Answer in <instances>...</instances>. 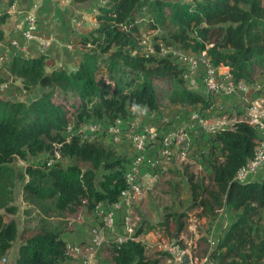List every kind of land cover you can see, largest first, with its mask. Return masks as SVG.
Here are the masks:
<instances>
[{"label": "trees", "instance_id": "obj_1", "mask_svg": "<svg viewBox=\"0 0 264 264\" xmlns=\"http://www.w3.org/2000/svg\"><path fill=\"white\" fill-rule=\"evenodd\" d=\"M107 6L101 7L99 24L89 33L92 39L85 40L107 52L109 79L98 77L99 56L94 52L83 53L82 60L70 71L46 72L44 55L12 56L7 70L20 79L24 88L50 87L73 102L70 110L64 102L57 101L51 90L30 103L0 98V198L11 176L8 164L16 157L52 153L53 143L62 142V130L68 124L76 127L90 119L111 120L128 114L129 108L136 105L157 109L156 80L170 82L169 103L207 107L210 103L201 93L185 86L178 65L169 56L159 55V42L193 52L205 50L212 64L229 68L235 81L251 83L264 73L262 0H107ZM138 15H145L146 27L158 32L154 54L140 51L139 28L144 22L136 21ZM1 68L0 88L4 82ZM217 139L225 157L213 165V188L207 189L203 180H193L191 176V200L203 210L225 202L239 212L218 243V249L225 250L222 259L244 260L252 253L264 256V243L255 244L250 236L251 223L264 210V180L247 184L232 181L238 167L252 155L256 133L239 123L235 131L220 133ZM59 149L70 158L65 167L26 168V198L46 216L80 204L84 198L89 208L100 201H116L125 188V153L101 142H80L76 137L62 143ZM17 236L16 222L5 220L0 213V255ZM66 243L60 231L41 219L35 232L19 244L14 264H62L68 259ZM144 248L140 242L121 244L113 249V264H159V259L145 256Z\"/></svg>", "mask_w": 264, "mask_h": 264}, {"label": "built area", "instance_id": "obj_2", "mask_svg": "<svg viewBox=\"0 0 264 264\" xmlns=\"http://www.w3.org/2000/svg\"><path fill=\"white\" fill-rule=\"evenodd\" d=\"M35 11L32 8L17 14L14 12V36L7 41L0 38V50L7 47L11 56L28 58L31 56L28 44L35 40H38L36 50L39 54H44L52 41L58 47L64 45L54 37L38 39L40 21ZM65 46L70 48L69 44ZM171 46L159 42V55L170 57L168 49ZM183 52L189 57L183 60L185 68H182L180 76L188 89L201 93L211 102L207 107L174 103L172 105L177 108V114L173 121L169 116L161 119V115L155 112L156 109L136 105L129 108L128 114L111 120L90 119L76 127L68 124L62 130V142L53 143V155L49 156L45 167L51 166L52 161H58L60 146L62 143H69L72 137L80 142H101L105 146L121 150L128 158L123 173L125 188L120 191L116 201L109 204L100 201L93 205L91 211L94 224L89 238L84 243L67 242L66 261H72V264H98L99 253L104 246L114 249L127 241L143 244V235L137 234L135 229V202L158 180L160 171H165L175 159L190 162L188 157H196V170H199V174H208L212 180L213 165L222 162L225 157L217 136L235 131L239 123L253 128L257 141L252 155L238 167L232 181L247 184L257 181L261 173L264 174V101L261 88H256L258 91L251 94V83L235 81L229 68L212 64L205 50L192 52L183 49ZM3 58L4 55L0 53V62L4 61ZM238 103L246 105L243 109H238L240 115H237L233 107ZM81 204L86 207L87 199H82ZM222 205L217 209L213 220L223 222L222 232L218 236L212 230L205 233L211 246L216 245L229 226L225 214L228 206L225 202ZM189 230L193 233L199 231L192 225H189ZM178 240L184 242V236L180 234ZM185 244L184 248L178 241L169 245L167 250L170 257L166 264H209L208 256L196 255L197 243Z\"/></svg>", "mask_w": 264, "mask_h": 264}, {"label": "rangeland", "instance_id": "obj_3", "mask_svg": "<svg viewBox=\"0 0 264 264\" xmlns=\"http://www.w3.org/2000/svg\"><path fill=\"white\" fill-rule=\"evenodd\" d=\"M38 1L41 2V0H0V38L3 39V34L5 33L1 27L3 26L7 30L10 27V24H13L14 12L17 14L19 11H26L32 8L36 10L35 5ZM262 1L264 4V0ZM48 3V5L52 6L53 11L56 9V5H59L61 10L64 9V12L69 11V15L71 14L70 17L72 18L75 28L79 29L76 33L79 34L85 32L83 35L79 34L80 37H78L77 42L82 45L85 52H94L95 54H98L100 69L98 70L97 75L98 77L109 79V73L106 70V61L108 58L107 52H101L97 47V44H92L91 41L86 42L85 40L87 38H89V40L92 39L89 36V33L98 26L99 23L97 17L102 13L101 7H108L107 0H48ZM45 5L47 6V4ZM72 6L73 8H71ZM35 12H37V10ZM142 13H144L143 10ZM37 15L41 24L43 19L40 18L38 13ZM141 16L142 15H138L136 17L137 22H144L139 28L141 39L140 51L152 52L154 54V37L158 32L149 30L145 25L146 16ZM54 19L56 20L58 18L56 17ZM94 22L96 23V26H91L90 28V24ZM88 28H90V30L87 31ZM168 50L170 51L169 55L171 60L176 63L181 70L182 68H185L183 60L185 61L189 57L185 54L186 51L183 52V48L175 44H173ZM42 55H44L45 58H50L48 51ZM54 68L59 69L60 67L53 63L50 64L45 62L46 72H49ZM1 69L4 78V82L0 88V98L2 100L30 103L38 98L43 92L51 90L50 87L40 85H33L30 88H24L20 79L13 77L6 71V69ZM256 79L257 77L253 82H255ZM170 86L169 81H155L159 103L156 109L157 111L155 112L161 115V119H163L164 116H169L174 121V116L177 114V108L169 103L167 98ZM256 87V85H252L253 89H256ZM51 91L55 92L54 97L57 101L64 102L71 110L70 107L73 99L68 97L64 98V94L59 93L56 89ZM209 103L211 104V102ZM245 106L246 105H242V103H238L233 106L234 111L238 113L237 115H240L238 109H243ZM196 152L197 151H194V153ZM52 155V153L49 155L47 153L39 154L26 159L16 157L8 164V167L11 170V176L3 186V196L0 198V213L4 216L5 220L13 219L16 222L18 236L12 243L11 247L6 250L4 254L0 255V264L15 263L19 244L35 232L41 219L49 222L53 229L60 231L61 236L65 237L68 243H84L89 238L90 229L94 224V219L92 217L91 208H89L88 205L85 207L80 203L61 211L53 213L49 212V216H46L37 205L33 204L28 198H26L23 186L29 180V176L26 174V168L28 166L31 165L45 170L44 168L50 169L55 166L65 167L70 161L69 156L65 154L63 155L61 152L62 156L59 154L60 157L57 162L52 161L51 166L45 167L44 163H47V160L50 159L49 156ZM188 159L190 162H183L179 159H175L170 168L165 171H160L161 173L158 180L147 189L143 196L133 205V218L136 221L135 229L137 234L143 235V245L145 247L144 254L146 257L159 259V264H166L167 258L170 257L167 248H169V245L173 242L178 241L182 248L186 246L182 240L178 239L181 233L189 238V235H187V233L191 232V230H189V225L198 228V230L207 227L209 221L214 220L216 217L217 209L223 206L215 205L212 209L203 210L201 207L193 204L188 183L189 178L193 176V180H203V186L207 187V189H212L213 183L208 174H199V170H196L198 166V160L196 157L192 156L188 157ZM82 167L86 168L87 165L82 164ZM96 174L99 178L101 170H98ZM263 180L264 174H261L257 181L259 182ZM238 213V211L232 210V208H225L228 224H231L236 219ZM180 224H182L181 230L179 229ZM220 227L221 231L219 230V233L222 232V224H220ZM199 235L200 237L198 238V241L200 243H198V251L196 252V255L198 257L208 256L209 264H264V256L253 253L251 257H245L244 260L240 258H234V260L231 258L222 259L221 256L225 250L218 249V243L221 239L216 245L211 246L207 242V234ZM250 236L254 239L255 244L261 242L264 243V210H262L259 216L255 217L251 223ZM191 237L193 239V235ZM67 264H72V261H67ZM98 264H113L112 247L104 246L102 248L99 253Z\"/></svg>", "mask_w": 264, "mask_h": 264}, {"label": "crops", "instance_id": "obj_4", "mask_svg": "<svg viewBox=\"0 0 264 264\" xmlns=\"http://www.w3.org/2000/svg\"><path fill=\"white\" fill-rule=\"evenodd\" d=\"M38 2L35 5V7L40 18L43 19V22L40 24L38 39L46 40L51 37H54L57 41L64 44L63 46L58 47L56 42L52 41V44L49 45V47H47L46 49V52L48 51V55L50 56V58H45V62L50 64L53 63L54 65L59 66L60 67L59 69H64L66 71L73 70L82 60V55L85 52V49H83L82 45L77 42L78 37H80L79 34L83 35L85 32L79 34L76 33L77 30L79 29L75 28L74 23L72 22V18L70 17L71 14L69 15V11L64 12V9L61 10L59 5H56V9L53 11L52 6L48 5L49 4L48 0L46 1L41 0V2L40 1ZM45 4H47V6ZM71 8H73V6ZM56 17L58 19L55 20L54 18ZM91 26L95 27L96 23L94 22L90 24L89 27L91 28ZM1 28L5 31V33L3 34L5 41H7L8 39L14 36L12 24H10V27L7 30L3 26ZM90 28H88L87 31L90 30ZM66 44H69L70 48H67L65 46ZM37 46H38V40H35L34 42L28 44V48L31 53L30 57H36L38 55H42L37 52L36 50ZM0 53L4 55L3 58L4 61L0 62L1 67L6 69V71L8 72L7 67L9 66L12 56L9 53L7 47L1 49ZM251 84L256 85L257 86L256 88L259 87L261 88L263 93V101H264V73L258 76L255 82H251ZM252 89L253 88H251L250 90L251 94H253V92L256 91V89L253 90ZM170 166L168 168H170ZM220 224L223 225L221 221L215 222L213 220H210L209 225L207 227L202 228L201 230H199L198 232L196 231L195 233L193 232L187 233V235H189V238L181 233V235L184 236V243H187V245H189L192 242L197 244L200 243L198 241V237L200 236L199 234L203 235L208 230H212L211 232H213L218 236L219 230L221 231ZM224 231L225 229L223 230V233ZM192 235H193V239L191 237ZM62 238L67 242V239L65 237L62 236ZM62 264H67V261L63 262Z\"/></svg>", "mask_w": 264, "mask_h": 264}]
</instances>
